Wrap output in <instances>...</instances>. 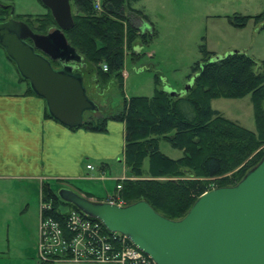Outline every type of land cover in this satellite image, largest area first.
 <instances>
[{
    "label": "trees",
    "instance_id": "obj_1",
    "mask_svg": "<svg viewBox=\"0 0 264 264\" xmlns=\"http://www.w3.org/2000/svg\"><path fill=\"white\" fill-rule=\"evenodd\" d=\"M137 1L103 0L102 9L97 10L94 0H72L74 27L65 34L76 58L55 62L59 69L69 66L74 74L82 76L83 66L89 64L100 79L107 82L116 79L122 88L126 50L137 55L136 45L148 46L157 37L154 28L145 27L150 25L149 16L133 8ZM4 10L1 18L12 7ZM129 13L138 15L146 25L141 29L134 26ZM30 18L29 15L18 19L24 22L27 19L26 23L37 34L47 35L57 28L50 11L38 19L37 27ZM249 18L238 16L232 23L243 28ZM201 52L202 64L193 69L198 75L184 96L173 97L157 89L153 97L125 99L123 109L114 115L89 116L81 127L106 133L110 121L123 123V159L129 177L118 184L122 186V199L128 205L146 201L156 212L175 221L189 212L207 191L210 181L219 179L218 187L235 186L264 157V61L259 62L242 51L222 58L205 46ZM103 65H107V71ZM248 95L255 110V132L212 108V101L218 98L242 99ZM185 107L191 111L189 115ZM47 116L52 118L48 110ZM161 141L183 155L178 159L168 157L160 150ZM42 203L51 206L44 215L67 229V216L59 209L60 204L77 209L58 198L47 183L42 187Z\"/></svg>",
    "mask_w": 264,
    "mask_h": 264
},
{
    "label": "water",
    "instance_id": "obj_2",
    "mask_svg": "<svg viewBox=\"0 0 264 264\" xmlns=\"http://www.w3.org/2000/svg\"><path fill=\"white\" fill-rule=\"evenodd\" d=\"M40 1L57 28L40 35L24 21L10 18L0 22V47L33 93L45 101L50 116L68 128H81L86 113H97L99 106L88 96L83 76L69 66L53 67L76 58L65 34L74 27L72 0ZM164 91L182 96L169 87ZM56 195L108 231L125 236L155 264H264V157L238 184L204 193L176 221L146 201L119 206L68 188Z\"/></svg>",
    "mask_w": 264,
    "mask_h": 264
},
{
    "label": "rangeland",
    "instance_id": "obj_3",
    "mask_svg": "<svg viewBox=\"0 0 264 264\" xmlns=\"http://www.w3.org/2000/svg\"><path fill=\"white\" fill-rule=\"evenodd\" d=\"M132 6L145 12L153 24L146 25L138 15L129 13L131 23L140 29L144 25L149 29L154 28L157 37L148 46L136 45L141 47L139 55L126 50L122 88L116 79L109 82L100 79L92 65L83 66L81 73L87 94L99 106L98 113H86L85 118L93 115L98 118L102 114L114 115L123 109L125 99L153 97L157 89L164 90L169 87L184 96L187 93L186 87L188 84L192 85L198 75L193 69L197 64H202L203 46L209 52L215 53L217 58L242 51L259 62L264 61V0H139ZM4 7H12L13 13L7 10L6 16H0V20H21L18 18L30 15V20L36 27L39 25L38 19L49 12L40 0H0V13L5 12ZM238 16L250 17L245 27L240 28L232 23ZM260 16L263 18L258 20ZM26 21L27 19L25 23ZM53 67L59 69L60 66L53 63ZM19 79L15 64L0 47V93H14L25 88V84H20ZM212 108L248 130L255 132L257 129L251 95L242 99L218 98L212 101ZM185 112L189 115L191 111L185 107ZM160 150L173 159L183 155L182 151L172 148L166 141L160 142ZM118 160L122 161L123 157L112 163L109 174L113 177H119L123 171V165ZM145 167H148V161L145 162ZM218 180L210 181L206 192L220 188ZM62 188H68L79 195L93 194L98 198L106 190L114 192L116 181H74L65 184L53 182L51 186L55 194ZM118 195L123 202L122 206H127L120 192ZM35 197L33 206L39 211V238L34 232L31 220H22L12 226L11 231L16 238L13 240L12 252L3 264H42L39 252L40 216L43 207L41 192ZM69 208L65 204H60L59 207L62 212L69 211Z\"/></svg>",
    "mask_w": 264,
    "mask_h": 264
},
{
    "label": "crops",
    "instance_id": "obj_4",
    "mask_svg": "<svg viewBox=\"0 0 264 264\" xmlns=\"http://www.w3.org/2000/svg\"><path fill=\"white\" fill-rule=\"evenodd\" d=\"M19 83L25 88L0 93V264L12 252L16 238L12 226L31 220L39 238V211L33 198L40 191L42 200L44 184L114 180V192L106 190L98 198L80 194L106 202L119 194L118 184L129 177L124 159L118 160L123 165L122 174H109L112 163L123 157V123L110 121L106 133L68 128L47 116L45 101L31 92L21 76ZM88 165L94 169L88 170Z\"/></svg>",
    "mask_w": 264,
    "mask_h": 264
},
{
    "label": "built area",
    "instance_id": "obj_5",
    "mask_svg": "<svg viewBox=\"0 0 264 264\" xmlns=\"http://www.w3.org/2000/svg\"><path fill=\"white\" fill-rule=\"evenodd\" d=\"M101 10L102 0H94ZM107 71V65H103ZM93 170L92 165L87 166ZM118 191L122 189L118 185ZM109 203L123 205L119 195L108 199ZM51 206L43 204L40 223V259L42 262H69L74 264H155L136 248L125 236L108 231L105 226L79 210L69 208L62 212L67 216V229L44 212Z\"/></svg>",
    "mask_w": 264,
    "mask_h": 264
},
{
    "label": "flooded vegetation",
    "instance_id": "obj_6",
    "mask_svg": "<svg viewBox=\"0 0 264 264\" xmlns=\"http://www.w3.org/2000/svg\"><path fill=\"white\" fill-rule=\"evenodd\" d=\"M0 22H3V21H0Z\"/></svg>",
    "mask_w": 264,
    "mask_h": 264
}]
</instances>
